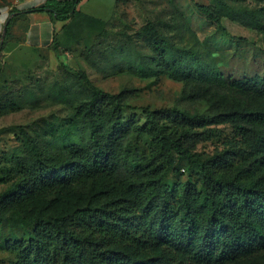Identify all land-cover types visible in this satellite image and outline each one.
<instances>
[{"label":"trees","instance_id":"obj_1","mask_svg":"<svg viewBox=\"0 0 264 264\" xmlns=\"http://www.w3.org/2000/svg\"><path fill=\"white\" fill-rule=\"evenodd\" d=\"M80 1L44 0L26 9L68 21L62 28L72 41L83 28H103L78 9ZM196 6L223 28L215 10ZM242 12L252 27L264 28L254 12ZM139 34L164 74L226 84L247 102L212 117L144 107L140 120H129L123 93L106 92L77 72L71 100L78 123L66 129L68 143L48 150L23 133L22 152L3 171L11 182L0 193V221L30 226L24 239L7 244L20 264H234L264 251V176L251 173L264 167V76L231 80L196 52L177 49L153 24ZM212 122L233 124L241 150L253 156L247 165L235 163L236 152L201 158L188 148L204 135L198 128ZM78 126L85 139L73 137ZM176 159L196 180L165 183Z\"/></svg>","mask_w":264,"mask_h":264},{"label":"rangeland","instance_id":"obj_2","mask_svg":"<svg viewBox=\"0 0 264 264\" xmlns=\"http://www.w3.org/2000/svg\"><path fill=\"white\" fill-rule=\"evenodd\" d=\"M32 1L0 0V193L11 182L3 171L10 158L22 152L23 133L48 150L68 143L65 131L78 123L71 100L78 94L77 72H84L106 92L123 93L129 120H140L144 107H179L212 117L247 102L245 95L226 84L171 78L154 67L151 49L139 34L147 24H153L177 49L196 52L205 66L219 69L231 80L264 76V28L252 27L250 15L242 12H254L264 24V0H81L78 9L102 20L103 28H83L72 41L62 28L68 21L54 20L41 11L28 12ZM222 2L233 11H224ZM197 4L215 10L223 28L202 14ZM6 98L15 106L4 108ZM77 128L73 137L85 139L86 131ZM198 131L204 135L186 145L201 158L236 152L235 163L247 165L253 157L241 150L231 122H212ZM251 173L264 176V167ZM186 180L194 181L196 175L176 159L165 183L171 187ZM29 229L16 220L0 221V264L21 263L7 244L24 239ZM234 264H264V251Z\"/></svg>","mask_w":264,"mask_h":264},{"label":"crops","instance_id":"obj_3","mask_svg":"<svg viewBox=\"0 0 264 264\" xmlns=\"http://www.w3.org/2000/svg\"><path fill=\"white\" fill-rule=\"evenodd\" d=\"M40 0H35L34 2L32 1V3H30L31 5H36L38 2H39ZM42 2L44 1V0H41ZM30 4L28 5V6H30ZM22 6H27V5H22Z\"/></svg>","mask_w":264,"mask_h":264}]
</instances>
